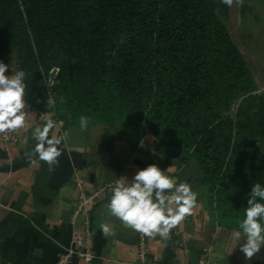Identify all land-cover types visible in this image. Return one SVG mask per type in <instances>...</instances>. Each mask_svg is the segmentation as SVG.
<instances>
[{
  "label": "trees",
  "instance_id": "1",
  "mask_svg": "<svg viewBox=\"0 0 264 264\" xmlns=\"http://www.w3.org/2000/svg\"><path fill=\"white\" fill-rule=\"evenodd\" d=\"M235 1L0 0V60L65 127L143 125L157 152H182L213 220L240 231L264 185V92L230 30Z\"/></svg>",
  "mask_w": 264,
  "mask_h": 264
},
{
  "label": "crops",
  "instance_id": "2",
  "mask_svg": "<svg viewBox=\"0 0 264 264\" xmlns=\"http://www.w3.org/2000/svg\"><path fill=\"white\" fill-rule=\"evenodd\" d=\"M16 70L11 66L7 74ZM26 102V100H25ZM27 103V102H26ZM28 104V103H27ZM29 105V104H28ZM25 123L13 131L18 142L5 149L0 133V264H56L73 247L75 232H92L90 262L72 264H140L139 234L110 214L106 204L108 185L120 177L129 180L151 164L177 182H187L197 193L191 214L171 229L167 239L158 234L148 241L150 259L156 264H264V247L251 258L241 251L236 230L220 227L207 208L206 191L197 166L180 151L161 154L155 139L143 125L126 124L118 129L87 124L65 127L53 114L25 106ZM51 120L49 138L61 140L58 163L51 166L35 156L32 131ZM99 195L85 214L75 215L82 194ZM107 223L112 235L105 237L100 224Z\"/></svg>",
  "mask_w": 264,
  "mask_h": 264
},
{
  "label": "clouds",
  "instance_id": "3",
  "mask_svg": "<svg viewBox=\"0 0 264 264\" xmlns=\"http://www.w3.org/2000/svg\"><path fill=\"white\" fill-rule=\"evenodd\" d=\"M233 0H222L231 6ZM9 65L0 60V133L14 131L25 123V72L19 70L8 75ZM51 102V101H50ZM88 118L80 117L81 127L87 125ZM54 124L49 120L44 127H35L32 138L36 142L29 158L35 156L51 166L58 163L61 155L59 138H49V130ZM110 192L106 204L110 214L124 225L146 236L158 234L167 239L170 231L186 215L191 214L197 203V193L187 182H177L167 170L156 164L138 170L129 180L120 177L108 185ZM240 231L235 233L242 239L241 251L251 258L264 247V185L252 184L248 195L244 218L239 224ZM101 233L107 237L112 230L107 223L100 224Z\"/></svg>",
  "mask_w": 264,
  "mask_h": 264
},
{
  "label": "rangeland",
  "instance_id": "4",
  "mask_svg": "<svg viewBox=\"0 0 264 264\" xmlns=\"http://www.w3.org/2000/svg\"><path fill=\"white\" fill-rule=\"evenodd\" d=\"M243 3V0H236L233 5L230 30L258 83V89L264 92V0H246V6Z\"/></svg>",
  "mask_w": 264,
  "mask_h": 264
},
{
  "label": "built area",
  "instance_id": "5",
  "mask_svg": "<svg viewBox=\"0 0 264 264\" xmlns=\"http://www.w3.org/2000/svg\"><path fill=\"white\" fill-rule=\"evenodd\" d=\"M28 109L31 108L25 102ZM145 126V125H144ZM146 135H149V132L145 128ZM1 139L3 141L5 149L8 151L11 144L18 142L17 137L13 131H7L2 133ZM104 191L101 189L99 192L92 195L82 194L79 198L77 209L75 215L87 213L91 207L97 204L99 200V195ZM92 238V232L90 230L89 224L84 232V234L75 232L73 235V247H71L67 252L63 253L59 258L56 264H72L74 260H83L85 262H90L94 259V255L90 250V242ZM151 237L139 234V243H138V258L140 264H156L153 262L148 254L147 244ZM197 264H209L208 260H200Z\"/></svg>",
  "mask_w": 264,
  "mask_h": 264
}]
</instances>
